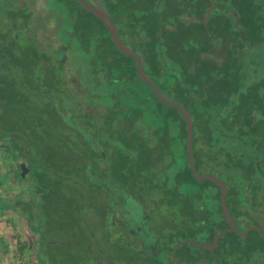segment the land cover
<instances>
[{"label":"flooded vegetation","instance_id":"af4514ba","mask_svg":"<svg viewBox=\"0 0 264 264\" xmlns=\"http://www.w3.org/2000/svg\"><path fill=\"white\" fill-rule=\"evenodd\" d=\"M222 185L231 255L189 241L232 228ZM0 224L13 264H237L264 240V0H0Z\"/></svg>","mask_w":264,"mask_h":264},{"label":"water","instance_id":"95a60500","mask_svg":"<svg viewBox=\"0 0 264 264\" xmlns=\"http://www.w3.org/2000/svg\"><path fill=\"white\" fill-rule=\"evenodd\" d=\"M212 7H210L208 9V13L210 12ZM92 10L95 12V14L105 23V25L107 26V28L109 29L111 35H112V39L114 41V43L116 44V46L118 47V49L125 53V54H129V55H132L136 58L137 60V64H138V72L140 74V76H142L144 79H146L148 81V83L152 86L153 90L155 91V93L159 96V98L161 100H163L164 102H166L167 104L169 105H172V106H175L177 107L181 113L183 114L185 120H186V123H187V138H188V160H189V164H190V167L192 168L193 170V173H195V169H194V163H193V152H192V148H191V144H192V119L190 117V115L188 114V112L178 103L172 101V100H169L167 99L158 89L157 87L153 84L152 80L144 75L143 71H142V68H141V55L135 50V49H132V48H129L127 47L123 42L122 40L120 39V37L118 36L117 34V31H116V25L110 20L109 16L107 15L106 11L101 7L99 6L98 8H92ZM196 176L198 178H202V177H209V178H212L210 177L209 175H203V176H199L196 174ZM222 184V183H221ZM223 186V185H222ZM223 194L221 196V204L223 206V210H224V214H225V217L226 219L228 220V222L231 224L232 228L230 229H226L220 233H217L214 237H213V240L210 244H204V243H200L198 241H194V240H189L190 242L196 244L197 246H200V247H203V248H209L210 250H212L218 243V240L221 236H223V234L225 233V231L227 230H232V229H235L234 225H233V222H232V219H231V216L226 208V204H225V193H226V187L223 186ZM249 229H255V230H260L262 231V233L264 234V230L260 229L259 227H248V230ZM245 234L242 233V236H244ZM193 264H196V263H193ZM201 264H209L207 262H203ZM212 264H218L216 261H214Z\"/></svg>","mask_w":264,"mask_h":264},{"label":"trees","instance_id":"16d2710c","mask_svg":"<svg viewBox=\"0 0 264 264\" xmlns=\"http://www.w3.org/2000/svg\"><path fill=\"white\" fill-rule=\"evenodd\" d=\"M112 45L114 46V48L116 49V51H118V49L116 48L114 42L111 40ZM119 52V51H118ZM121 55H123L121 52H119ZM115 59L118 58L116 56H114ZM119 59V58H118ZM196 63H198L197 69L195 74L193 75V72H191L189 74V77H198L199 76V72H200V67L202 66V64H204V60L198 59ZM160 70H164V67L162 66V63H160L159 66ZM159 70V71H160ZM158 72V71H156ZM162 77H167L169 75V73L166 71L164 73H159ZM184 75V77L188 76V74H186V72L184 71L182 73ZM214 76V75H212ZM183 78V77H182ZM185 79V78H183ZM183 81V80H182ZM184 83L182 82L179 87L183 88ZM203 95L200 94L196 99L193 100V108L196 110L202 109L204 108L205 105V100L200 99ZM198 99V100H197ZM193 122L194 125H199L201 124V116L198 114L196 116H193ZM214 230L212 228L209 229V237L207 239V242L209 243L214 235ZM255 233V232H254ZM263 239V238H262ZM264 240H257L255 243H248L247 241L244 242L241 238L238 239V236L236 235V252L240 251L241 252V259L239 260V262L237 264H264V259L260 258V255L264 254ZM229 243V245H228ZM192 247H195L194 245H192ZM229 247V249H228ZM221 251L224 252H229L230 255L233 253V240H232V233H226L218 242V246L217 248L214 250V252L216 253H220Z\"/></svg>","mask_w":264,"mask_h":264},{"label":"crops","instance_id":"0c3cea01","mask_svg":"<svg viewBox=\"0 0 264 264\" xmlns=\"http://www.w3.org/2000/svg\"><path fill=\"white\" fill-rule=\"evenodd\" d=\"M3 224H0V227H2ZM4 237L0 235V250L2 249V247L5 246V244L3 243V240L9 244V235L6 234L5 238L3 239ZM14 261L7 255H3V254H0V264H13Z\"/></svg>","mask_w":264,"mask_h":264}]
</instances>
